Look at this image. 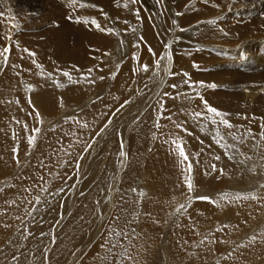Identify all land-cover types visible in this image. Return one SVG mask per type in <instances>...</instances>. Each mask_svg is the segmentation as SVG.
<instances>
[{
	"label": "bare ground",
	"instance_id": "bare-ground-1",
	"mask_svg": "<svg viewBox=\"0 0 264 264\" xmlns=\"http://www.w3.org/2000/svg\"><path fill=\"white\" fill-rule=\"evenodd\" d=\"M67 2H0V47L11 48L0 65V264H264V0H139L127 8L125 0H78L71 9ZM149 46L157 58L170 52L172 62L161 61V69L176 75L161 70L162 80L153 77ZM143 64L148 72L138 70ZM200 96L231 113L236 127L194 120L203 110ZM33 106L42 125L30 114ZM229 131L243 134L245 143ZM176 135L192 162L190 174L181 173L171 144ZM226 144L252 159H229ZM225 193L258 199L221 207L195 199ZM181 204L189 206L178 212Z\"/></svg>",
	"mask_w": 264,
	"mask_h": 264
},
{
	"label": "snow or ice",
	"instance_id": "snow-or-ice-1",
	"mask_svg": "<svg viewBox=\"0 0 264 264\" xmlns=\"http://www.w3.org/2000/svg\"><path fill=\"white\" fill-rule=\"evenodd\" d=\"M0 2H2V0H0ZM117 2H119V0H117ZM139 0H125L124 2V7H128L129 4H136L138 3ZM158 2H160V0H158ZM205 2H207V0H205ZM77 3H78V0H68L67 2V7L68 8H75L77 6ZM80 7H93L95 8L96 5H90V4H84V3H80L79 5ZM218 7V6H217ZM101 12H103L102 9H100ZM135 14L137 15V17H139V12L136 11ZM2 15V14H0ZM105 15V18L107 19V14H104ZM71 19V17H69ZM77 22H80L79 20H77ZM85 24L89 23V21L85 20L84 21ZM175 23V21H174ZM209 23H214V21H209ZM91 24L94 25L98 30L100 31H103L107 34H113V30H110V29H105V28H101V26L99 25V23H97V21L95 19H92L91 20ZM19 25H15V27H18ZM133 31H135V29H133ZM4 39L6 40H9L11 41V36L10 35H7L5 34L4 35ZM141 40L143 39L142 37L140 38ZM122 43V42H121ZM18 43H17V47H18ZM137 47H139V44L136 45ZM170 47V46H168ZM24 52H26L28 54V56L30 57H34L36 54L34 52H31L29 49H23ZM10 52H11V48L10 46H4V47H0V57H2V61H0V65H3V66H6L7 63H8V59H9V55H10ZM149 53L150 55H152L153 59H154V71L152 73L153 77H156V78H160L162 80V78L159 76V73L161 70H163L164 72H166L167 74L169 75H176L175 73H172L171 72V69L170 68H163L161 69V61H165L167 60V62L170 64L172 62V56L169 53H165L164 55H161L159 56L158 58L156 57V53L151 49V47L149 46ZM105 55H108V53H105ZM138 60V58H137ZM33 63L35 64V60H33ZM194 67H198L196 65H193ZM13 67H15V65H13ZM37 68H41L42 69V65H39L37 64L36 65ZM75 67V66H74ZM117 67H119V65H117ZM79 70V69H77ZM140 71H144V72H148L149 71V65L147 64H143L140 66V68L138 69ZM89 73H91L93 71L92 68H89L87 70ZM61 74L67 78L68 81L70 82H73L75 83L76 81H73V77H72V74L68 71H61ZM19 75V73H18ZM183 76L188 78V73H183ZM52 78V74L49 73L48 76H47V79H51ZM101 79H103V77H100ZM190 79V78H189ZM185 83H188V79L185 80ZM200 83V86L201 87H209V88H213L215 89L217 87V85L215 84H211V85H205L204 82H199ZM53 84L56 86V87H62L63 85L60 84L57 80H53ZM147 87V85H145ZM190 87H194L195 85H192V84H189ZM173 88H176L177 85L173 84L172 85ZM167 95V94H166ZM172 99H179V97H172ZM185 99H191L190 97H187L185 96ZM202 105H203V110L202 111H198V112H195L194 115H193V119L194 120H201V119H210L211 123L213 125H223L224 128L228 129V130H231L233 129L234 127H236L235 125H233L231 123V121L229 119H227V117H229L230 115H232L231 113H227V112H224V111H221L211 105L208 104V102L204 99L203 96H200L199 97ZM29 104H31V99L29 98V101H28ZM158 103H160L158 101ZM63 106V104L61 103V107ZM161 108L164 107V104H161L160 105ZM121 107H124V105H122ZM30 114H34L35 116V119L37 120V123L38 124H43V120L42 118L40 117V114H39V111L36 110L33 106V113H30ZM210 114V116L208 115ZM161 118H165L163 116H161ZM218 118V119H217ZM242 119H256L255 117H248V116H243L241 117ZM166 119H168L172 124H174L175 128L176 129H180L182 132H186L188 133L189 135H191L192 133L188 132V129L184 127V125L182 123H180L179 121H173L172 119V116H167ZM261 119H264V118H261ZM77 123H79L77 121ZM108 124H111V120H109L107 122V124L105 125V127L108 126ZM84 127H87V125H83ZM157 127V129H159L160 127H162V125H160L159 123H157L155 125ZM25 127V130H27V125L24 126ZM261 129H264V123H262L260 125ZM33 132H36V133H39L40 131V128L39 127H35L32 129ZM229 134L232 136V139L233 140H237L238 143L240 144H243L245 143V137L243 134H241L240 136H236L234 134H231V132L229 131ZM247 135L248 136H253V133L252 131L249 129L247 130ZM217 136L219 137V139L216 141L217 144L220 143L221 140L224 139L223 136L220 135L219 133V130L217 129ZM260 136V139L261 140H264V131H261V133L259 134ZM15 138V136H14ZM27 141H28V144L29 145H35V141H36V137L33 136V135H29L27 137ZM168 142V141H166ZM183 141L182 139L179 137V135H176L175 138L171 139V144L175 146V150L178 152V156L180 157V160H179V164L181 166V173L182 175L187 172V173H191L192 172V162L191 160L189 159V155L186 153L184 147H183ZM226 147H229V148H232L233 149V155H230L228 158L229 159H235V157L238 155L240 157H243V159H240L238 160V163L240 164H245L247 160H250L252 159V157L250 156H247L245 153L243 152H240L239 148L236 147L235 145H224ZM92 147V143H89L87 145V148H91ZM121 151H120V156L121 157H124L125 159L127 158V153L123 151V142H121ZM13 153L14 154H17L18 156V148H13L12 149ZM200 153H196V156H199ZM78 159H83V155H81L80 157H78ZM215 160H219L220 159V156H215L214 157ZM199 161L197 160V163ZM17 163H19V160L17 158ZM209 167L211 168L212 171H217V166L216 164L212 163L209 165ZM76 168H77V172L79 170V163H77L76 165ZM250 171H255V168H252L250 169ZM219 172L223 175L224 174V170L223 169H219ZM207 174V173H205ZM43 179V178H42ZM184 183L186 184V187H187V197H188V201L190 202L193 197L191 196V193L193 192L194 190V184L192 182V179L190 177V175L188 176H185L184 178ZM262 188H264V185H261ZM42 191H46L47 189L46 188H42L41 189ZM132 192H137V190L135 188L131 189ZM145 193L143 192H139L138 193V196L139 197H142L144 196ZM123 199V197H122ZM195 199H198V200H204V201H208L212 204H215L217 207H221L222 204H221V201H225V202H233V201H239V200H249V199H258V197H256L255 195H252V196H249V195H237V196H230L229 194L225 193L223 195H221V197L219 198V200H213L211 197H208V196H198V197H195ZM36 200V203H40V198L37 196L35 198ZM32 201H29V203H31ZM97 204H99V202L97 201ZM189 206V205H186V204H181L179 206V208H177V211L179 212L180 209H186V207ZM26 212H28V209H25ZM32 211H35V209L33 208ZM116 220H119L120 219V216L117 215L115 217ZM227 227V226H225ZM111 231L115 232V229H111ZM217 231H223V229H217ZM121 234H124V233H116V235H121ZM124 235H127V234H124ZM256 241V236H253L251 237V242H255ZM109 243H111V241H109ZM201 243H203V241H201ZM113 247H116V245L114 244ZM109 251H111V249H109ZM130 258V257H129Z\"/></svg>",
	"mask_w": 264,
	"mask_h": 264
},
{
	"label": "rangeland",
	"instance_id": "rangeland-1",
	"mask_svg": "<svg viewBox=\"0 0 264 264\" xmlns=\"http://www.w3.org/2000/svg\"><path fill=\"white\" fill-rule=\"evenodd\" d=\"M18 28V27H17ZM115 32H117L116 30H115ZM114 36V35H113ZM67 110H69V109H67ZM71 110H75L76 111V109L75 108H72Z\"/></svg>",
	"mask_w": 264,
	"mask_h": 264
}]
</instances>
